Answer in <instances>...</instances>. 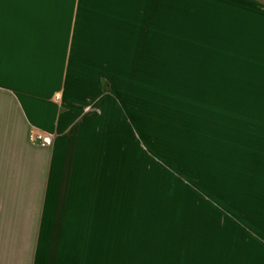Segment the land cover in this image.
<instances>
[{
    "label": "rangeland",
    "instance_id": "obj_1",
    "mask_svg": "<svg viewBox=\"0 0 264 264\" xmlns=\"http://www.w3.org/2000/svg\"><path fill=\"white\" fill-rule=\"evenodd\" d=\"M224 13L182 17L177 40L109 42L107 90L74 136L80 160L53 184L44 231L24 234L37 235L41 264H264V120L253 105L264 46L250 7L242 23ZM17 112L0 90V119ZM0 128V196L32 192L39 213L43 174L31 189L6 161L26 150L23 129Z\"/></svg>",
    "mask_w": 264,
    "mask_h": 264
},
{
    "label": "crops",
    "instance_id": "obj_2",
    "mask_svg": "<svg viewBox=\"0 0 264 264\" xmlns=\"http://www.w3.org/2000/svg\"><path fill=\"white\" fill-rule=\"evenodd\" d=\"M248 7L253 10L254 41L264 46V0H59L54 6L32 9L35 25L26 37L7 28L0 58V90L11 95L18 112L1 118L0 126L3 122L8 128L22 127L26 150L19 145L6 161L27 175L31 189L32 176L43 174L46 188L39 198V213L36 205L32 209V201L37 200L32 192L0 196V201L11 202L0 205V264H41L42 245L37 235L32 243V235L26 240L24 234L44 231V210L54 197L53 184L80 160L74 136L78 125L83 127L86 105L107 90L100 58L109 42L177 40L182 17H195L198 9H224L223 23L236 24L242 23L237 19L245 17ZM256 57L253 105L260 106L256 111L261 117L256 118L264 120V51L259 49ZM32 128L54 135L52 144L30 143L27 134Z\"/></svg>",
    "mask_w": 264,
    "mask_h": 264
},
{
    "label": "snow or ice",
    "instance_id": "obj_3",
    "mask_svg": "<svg viewBox=\"0 0 264 264\" xmlns=\"http://www.w3.org/2000/svg\"><path fill=\"white\" fill-rule=\"evenodd\" d=\"M59 0H0V58L3 56V37L6 27L16 36L26 37L35 25L34 14L31 11L37 5L54 6ZM5 3L11 4L19 9L18 14H14L10 20H6L3 14Z\"/></svg>",
    "mask_w": 264,
    "mask_h": 264
},
{
    "label": "built area",
    "instance_id": "obj_4",
    "mask_svg": "<svg viewBox=\"0 0 264 264\" xmlns=\"http://www.w3.org/2000/svg\"><path fill=\"white\" fill-rule=\"evenodd\" d=\"M56 98L59 99L60 96L57 95ZM28 140L33 145L45 147V146H49L52 144L53 135L50 133H46L44 131L38 130L36 128H32L29 131Z\"/></svg>",
    "mask_w": 264,
    "mask_h": 264
}]
</instances>
